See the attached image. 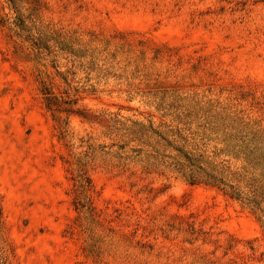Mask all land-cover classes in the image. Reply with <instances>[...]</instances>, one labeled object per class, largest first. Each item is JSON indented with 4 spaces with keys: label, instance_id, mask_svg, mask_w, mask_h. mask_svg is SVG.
Wrapping results in <instances>:
<instances>
[{
    "label": "rangeland",
    "instance_id": "1",
    "mask_svg": "<svg viewBox=\"0 0 264 264\" xmlns=\"http://www.w3.org/2000/svg\"><path fill=\"white\" fill-rule=\"evenodd\" d=\"M38 2L46 59L0 0L1 261L264 264V215L118 154L120 122L165 112L226 107L264 128V0Z\"/></svg>",
    "mask_w": 264,
    "mask_h": 264
},
{
    "label": "trees",
    "instance_id": "2",
    "mask_svg": "<svg viewBox=\"0 0 264 264\" xmlns=\"http://www.w3.org/2000/svg\"><path fill=\"white\" fill-rule=\"evenodd\" d=\"M6 2L15 13L11 21L13 31L31 42L37 58L46 59L54 53L57 50L51 44L54 36L46 28L36 25L38 0ZM60 42L56 41L57 44ZM58 50L68 55L83 56L78 55L67 43ZM43 93L48 108L60 105L58 96L49 86L44 87ZM200 107L198 110H202ZM163 116L173 118L158 125L140 120L120 122L126 139L119 144L122 152L118 153L119 157L128 159L132 156L146 161L148 167L167 168L190 184L202 183L216 187L253 212L264 215L263 127L238 112L219 106L202 112H165ZM78 181L85 192L89 182L85 172L79 175ZM2 218L0 203V223ZM0 264H5L1 261V255Z\"/></svg>",
    "mask_w": 264,
    "mask_h": 264
}]
</instances>
